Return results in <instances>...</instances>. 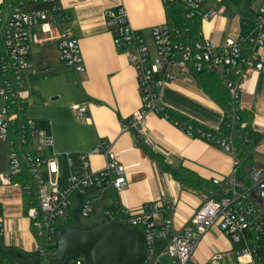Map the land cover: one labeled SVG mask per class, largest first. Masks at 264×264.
<instances>
[{
	"label": "crops",
	"instance_id": "0c3cea01",
	"mask_svg": "<svg viewBox=\"0 0 264 264\" xmlns=\"http://www.w3.org/2000/svg\"><path fill=\"white\" fill-rule=\"evenodd\" d=\"M57 2L63 9V23L51 19L53 32L50 34L44 33L40 27L31 30L30 62L33 68L23 78L29 94L26 116L34 121L37 131L53 138L54 147L42 153L57 163L60 190L66 187L70 176L79 171L80 154L88 155L94 171L105 169V157L93 154L102 141L113 148L118 162L125 165L127 178V186L120 192L107 187L91 191L85 198L75 193L59 225L73 222L80 227H83L82 223L89 228L96 227L106 222L105 210L111 207L132 215L151 212L154 223L161 225L163 207L170 203L174 206V229L182 231L205 199L219 191L213 179L231 176L233 157L213 141L189 137L173 121L160 114L151 113L146 118L145 126L151 140L148 147L135 131H123V124L141 108V91L136 71L129 64L127 55L116 45V32L107 28L104 17L107 9L123 7L132 27L143 33L148 46L154 50L152 28L168 21L167 8L162 0ZM263 3L264 0H206L201 12L214 11L215 15L201 25L205 37L213 44L221 45L228 37L239 36L242 25L250 28L256 22ZM45 7L33 0L27 3L28 9ZM62 30L70 31L81 45L82 73L66 68L59 60L57 36ZM259 52L264 62V47ZM216 85L212 78L193 75L190 79L168 85L162 92L161 102L188 121L218 129L224 109L216 99ZM86 104L87 115L78 116L73 107ZM242 105L253 115L254 130L264 135V68L254 71L246 80ZM166 165L191 172L206 186L183 185L164 169ZM7 170L6 157L0 172ZM42 175L49 182L46 167L42 169ZM88 199L92 201L93 211L83 219L81 209ZM0 200L7 230L4 243L31 251L33 235L30 218L24 212L23 193L19 188L0 185ZM154 206L157 209L150 211ZM76 210L79 220L74 215ZM19 236L23 237V244ZM242 247V243H232L218 227H212L197 245L193 260L196 264L210 261L214 264H240L236 252ZM217 254L223 256L214 260ZM162 261L170 259L164 257Z\"/></svg>",
	"mask_w": 264,
	"mask_h": 264
},
{
	"label": "built area",
	"instance_id": "2783aa9c",
	"mask_svg": "<svg viewBox=\"0 0 264 264\" xmlns=\"http://www.w3.org/2000/svg\"><path fill=\"white\" fill-rule=\"evenodd\" d=\"M6 0H0V5ZM28 1L9 4L10 13L2 23L4 54L0 57L3 74L0 86V142L7 148L8 170L0 172V185L3 188H19L13 178L22 173V155L17 143L11 139V130L20 122V112L27 106L29 94L24 87V74L33 66L30 62L33 40L31 30L40 27L44 33H52L51 19L63 23V9L59 0H33L47 7L28 9ZM165 7L172 4L182 6L187 20L199 18L201 25L215 15L214 11L201 12L206 0H162ZM2 11H0V14ZM108 29L116 32L115 43L120 51L127 55L129 64L135 69L141 91V108L122 126L123 131H135L145 146L151 140L145 122L149 114H160L170 120L167 108L161 102L163 90L170 84L190 79L194 73L208 70L219 73L225 80L231 97V109L223 110L222 123L218 129H208L191 121L182 123L173 121L174 125L193 138H203L217 143L234 160L231 176L224 179H213L219 187V197H207L192 217L191 221L180 232L173 226L174 206L170 203L163 207V223L156 225L151 212L128 214L116 207L105 210L107 220L117 221L125 226L142 231L148 244V254L143 264H196L193 253L202 237L212 228L218 229L232 243L243 244L236 252L240 264H264V221L262 207L254 196L264 201V162L254 159L246 168L245 181L239 178L240 162L231 135L224 134L221 127L231 128L236 119V111L243 109L242 96L246 80L254 71L264 68L260 49L264 47V3L259 10L256 22L237 37H228L221 45L213 44L206 38L202 26L192 38L190 33L173 29L171 22L166 21L152 28L154 50L144 39L143 33L134 29L129 22L128 14L123 7L110 8L104 12ZM186 35V37H185ZM60 61L66 68L77 73L84 71L83 55L78 41L68 30L58 33ZM80 117L87 115L88 106H74ZM245 125H242L244 128ZM28 136L35 141V151L24 155L25 161L32 167L40 180V209L31 208L27 213L30 218V231L35 241V248L30 252H39L44 258L40 264H51L47 248L38 244L37 238L52 242L57 237L59 220L64 217L72 203L75 193L84 198L91 191L107 187L116 192L127 186L126 167L118 162L116 154L105 141L93 151L106 159L102 171H94L88 155H78L79 171L68 179L62 190L57 183L58 167L55 159L47 158L42 151L54 147L53 138L45 132L37 131L33 120L21 124ZM26 141L23 144L26 145ZM264 153V139L255 147L253 154ZM253 155V157H254ZM70 165L72 160L69 159ZM48 170L49 182H46L42 169ZM54 179L51 181V177ZM29 192V187L26 188ZM150 211L157 209L151 207ZM93 211L92 201L86 200L82 206V216ZM0 200V240L7 237L6 222ZM34 229L36 232L32 231ZM36 233V234H34ZM56 239V238H55ZM163 247L159 249V245ZM223 255H214L219 260ZM168 257L170 261L163 262ZM69 264H86L83 257L73 259ZM204 264H214L212 261Z\"/></svg>",
	"mask_w": 264,
	"mask_h": 264
},
{
	"label": "trees",
	"instance_id": "16d2710c",
	"mask_svg": "<svg viewBox=\"0 0 264 264\" xmlns=\"http://www.w3.org/2000/svg\"><path fill=\"white\" fill-rule=\"evenodd\" d=\"M20 1L28 0H6L5 4L0 5V57L4 54L3 48V38H2V23L6 20L10 13L9 4L18 3ZM167 8V20L171 22V27L173 29H181L183 33L189 32L192 38L197 34L198 30L201 27V21L199 18L193 20H187L185 17V11L182 6L178 4L169 5ZM249 28L245 25H242V33H245ZM186 37V35H185ZM120 50V49H119ZM194 76H207L212 78L216 82V92H217V101L221 105V108L224 110L231 109V97L229 90L226 86L225 80L219 73L210 72L208 70L202 72L194 73ZM3 80V74H2ZM27 106L20 112V122L11 130V139L17 143L18 149L21 151L22 155V173L19 176L13 178L14 183H18L23 190V207L24 212L27 214L29 209L36 208L40 209L39 202V190H40V180L36 176V173L33 170V167L26 162L24 155H27L29 152L35 151L36 143L34 140L28 136L27 130L21 128V124L26 123ZM169 114L170 121H180L182 123L189 122L188 119L179 116L177 113H174L170 110H166ZM236 119L233 121L231 128L221 127V131L224 134L231 135L233 143L237 150V156L240 162L238 169L239 178L245 181L246 178V168L248 165H251L254 162L253 152L255 147L264 139V135L256 132L253 128V115L245 109H239L235 113ZM242 125H245L242 128ZM26 141V145L23 144V141ZM164 169L169 171L176 179L180 180L183 185L189 187H198L201 188L206 184L204 181L200 180L191 172L184 169H171L169 166H164ZM208 186V185H207ZM29 187L31 190L29 192L26 188ZM221 195L220 190L214 192L210 197H219ZM111 222V220H106V222ZM70 226H79L76 223H67L66 225H59L57 228V235L63 229ZM97 226V225H96ZM85 228L87 230L94 229ZM32 231L36 232L34 229ZM36 234V233H34ZM56 238V237H55ZM55 238L52 242H47L45 238H37L38 244L42 248H47L48 259L52 262L57 258V250L55 249ZM163 247V244L159 245V249ZM44 258L41 257L39 252H30L25 251L23 248L15 245H6L3 240H0V264H40L43 262Z\"/></svg>",
	"mask_w": 264,
	"mask_h": 264
},
{
	"label": "water",
	"instance_id": "95a60500",
	"mask_svg": "<svg viewBox=\"0 0 264 264\" xmlns=\"http://www.w3.org/2000/svg\"><path fill=\"white\" fill-rule=\"evenodd\" d=\"M254 199L262 207L264 221V201L258 196ZM55 249L57 258L52 264H69L79 257H83L86 264H143L149 253L144 233L117 221L90 230L67 227L57 235Z\"/></svg>",
	"mask_w": 264,
	"mask_h": 264
},
{
	"label": "rangeland",
	"instance_id": "374dc122",
	"mask_svg": "<svg viewBox=\"0 0 264 264\" xmlns=\"http://www.w3.org/2000/svg\"><path fill=\"white\" fill-rule=\"evenodd\" d=\"M31 6V5H30ZM2 85V71H1V67H0V86ZM3 105V99L0 97V107ZM6 146L5 144L0 142V167L4 168L5 163H6ZM254 159L258 162H264V153H256V155H254ZM74 215L76 217L77 220H79V215H78V210L74 211ZM87 216H84V218H86ZM82 219V218H81ZM82 219V221H83ZM82 226L84 228H89V226H85L82 223ZM91 226V225H90ZM23 237H18L19 240H21V243L23 244ZM33 242L31 243V247H29L30 250H34L33 248H35V241L32 240ZM28 247V246H26Z\"/></svg>",
	"mask_w": 264,
	"mask_h": 264
}]
</instances>
